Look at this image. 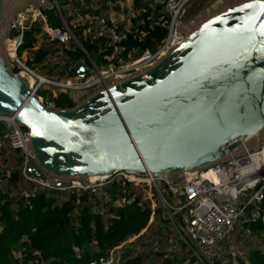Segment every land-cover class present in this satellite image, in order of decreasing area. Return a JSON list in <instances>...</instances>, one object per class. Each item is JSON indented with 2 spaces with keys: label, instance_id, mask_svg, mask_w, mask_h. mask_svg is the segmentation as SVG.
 Segmentation results:
<instances>
[{
  "label": "water",
  "instance_id": "95a60500",
  "mask_svg": "<svg viewBox=\"0 0 264 264\" xmlns=\"http://www.w3.org/2000/svg\"><path fill=\"white\" fill-rule=\"evenodd\" d=\"M28 6L52 0H0V116L26 131L27 176L55 188L123 170L174 180L264 144V0H193L179 45L67 108L46 106L34 78L13 71L5 39L20 34L12 25Z\"/></svg>",
  "mask_w": 264,
  "mask_h": 264
},
{
  "label": "built area",
  "instance_id": "2783aa9c",
  "mask_svg": "<svg viewBox=\"0 0 264 264\" xmlns=\"http://www.w3.org/2000/svg\"><path fill=\"white\" fill-rule=\"evenodd\" d=\"M67 1L70 0H52L50 9L55 10L61 22L60 27H53L48 23L43 12L45 8L33 10L29 6L26 7L12 25L20 29V34L9 38L13 44V55L10 58L12 67L18 69L16 73L24 71L34 78L30 85L35 94L43 85H49L55 88L51 90L54 97L61 91L67 93L75 102L85 92L108 79L148 68L170 48L179 45L184 38L176 31V26L180 25L183 13L193 0H143L138 5H134L133 0H105L106 9L93 15L88 13L81 15L82 10L88 7L85 0H81L83 5L80 7H74L70 2L64 4ZM97 3L91 6L92 10L99 9L100 5ZM157 6L161 7L158 11ZM65 9L68 10L67 15H73V19L69 20L63 13ZM156 11L159 15L155 22H152L151 16L155 15ZM149 12L148 20H144L143 15L147 16ZM146 21L150 22L147 26ZM86 22L90 24L86 31L90 32L93 29L95 37H103L104 46L111 48L110 54H104L98 60H94L84 49L81 40L72 31V26L84 25ZM34 23L40 26L41 33L46 34L49 40L65 45L74 42L83 51L88 63L84 60L78 63L82 64L87 72L84 81L73 74L62 76L64 80L61 81L46 78L35 72L37 67L33 63L32 55L27 51L26 56L18 54L24 43L25 30L30 29ZM154 25L163 30V37L159 41L152 38L154 41L152 48H141L150 29L154 30ZM130 36L136 39L139 45H132L126 51L124 43ZM46 60L47 58L42 62L43 65H46ZM37 97L46 106L57 108L54 100H45L42 95ZM0 122L7 130L4 138L8 147L18 149L23 157V177L33 183L35 188L88 195L103 191L105 195L103 197L108 201L110 197L106 196V188L115 186L123 193V196L116 200L122 199L123 202L126 201V190L133 189L135 192L141 190L143 195L140 196V204L150 207L151 217L158 206L162 217L169 222L172 231L183 245L185 256L192 264H216L223 242L231 237L236 224L245 215L247 207L257 204L264 198L262 175L264 170L259 165L255 168L251 166V156L263 151L264 144L257 152L232 157L224 163L200 172L185 174L174 180H169L164 174L123 170L109 176L87 178L83 181L74 180L66 187L55 188L46 181L27 176L29 153L26 131L15 116L1 115ZM210 170L216 174L217 180H213L207 174ZM111 261L112 258L109 257L102 260L101 264H109Z\"/></svg>",
  "mask_w": 264,
  "mask_h": 264
},
{
  "label": "trees",
  "instance_id": "16d2710c",
  "mask_svg": "<svg viewBox=\"0 0 264 264\" xmlns=\"http://www.w3.org/2000/svg\"><path fill=\"white\" fill-rule=\"evenodd\" d=\"M104 1L85 0L88 7L82 10L81 15L85 13L93 15L105 10ZM68 2L74 7L83 5L81 0H70L64 4ZM142 2L143 0H133L134 5ZM95 3L100 5L96 11L91 7ZM160 8L157 6L156 10ZM54 11L43 10L48 23L53 27H60L61 22ZM157 11L151 16L152 22H155L159 15ZM67 12V9L63 11L66 15ZM149 15L150 12L147 16L143 15L144 20H148ZM67 18L71 20L73 15H67ZM149 23L146 21L145 25ZM89 25L86 22L84 25L72 26V31L79 37L84 49L92 58L98 60L104 54H110L111 48L104 46L103 37H95L93 29L90 32L86 31ZM154 26V30L150 29L141 48H152L154 45L152 38L159 41L163 37V30L157 25ZM124 45L127 51L132 45L139 44L130 36ZM23 51L34 57L35 65L42 66H44L42 62L49 55L61 53V56L66 58V63L53 73L57 78L71 76L75 62L84 60L88 63L85 54L74 42L65 45L49 40L46 34L41 33L37 23L25 30L24 43L18 54ZM13 71L16 73L18 69L13 68ZM36 94L42 95L45 100H54L56 107L67 108L74 105V101L65 92L58 91L54 97L49 90L41 89ZM6 131V127L0 122V139L4 137ZM7 153L12 160V166L8 173L6 170H0V264H101V261L108 259L117 247L127 244L130 238L138 236L135 239L137 242L144 234L141 232L149 227L151 209L140 204L141 197L133 189L126 190L124 203L114 204L123 193L115 186H108L106 196L110 197V200L103 202L102 205L107 207L106 212L109 215L104 216L101 212H95L91 202L89 203L88 199L94 195L73 192L65 196L63 192L53 189H36L33 183L23 177V157L20 151L9 148ZM4 180L8 185L6 187L2 186ZM19 187L25 189V192L11 195ZM94 199L98 201L96 196ZM245 230L257 236V241L251 242L244 238L242 234ZM232 236L239 237L236 243L241 250L234 254L233 259L230 258L226 262L220 254L216 264H264V198L257 204L247 207ZM230 238L223 242L222 248L228 249L229 242L232 241ZM246 243L248 244L245 245ZM131 252L127 251L126 255H122L125 261L123 264H192V261L179 251L170 252L169 255L151 252L130 258Z\"/></svg>",
  "mask_w": 264,
  "mask_h": 264
},
{
  "label": "rangeland",
  "instance_id": "374dc122",
  "mask_svg": "<svg viewBox=\"0 0 264 264\" xmlns=\"http://www.w3.org/2000/svg\"><path fill=\"white\" fill-rule=\"evenodd\" d=\"M67 45V44H66ZM22 56H26V51L22 52ZM65 57L63 58L61 56V53L59 54H55V55H49L47 57L46 60V65L42 66L37 64L36 65V70L35 72L37 74H40L46 78H49L51 80H64V77H60L57 78L55 76L56 71L60 70V68L64 65L65 62ZM78 62H75L73 67L75 65H78ZM61 66V67H60ZM60 67V68H59ZM42 89H47L50 92H52L51 90H55L54 87L49 86V85H43ZM9 147L7 145V142L5 140V138H1L0 139V170H6V172L8 173L9 169L12 166V160L9 159L8 157V151ZM4 150V151H2ZM264 175V174H262ZM2 186L6 187L8 186L7 183L4 181H2ZM37 189V188H36ZM28 191V190H26ZM25 192V189H21V187H19L17 190L13 191L11 195H20V193ZM138 195L142 196L143 195V191L139 190L136 191ZM65 196L68 195V193H64ZM94 196H96L97 198V202L94 199ZM93 196V198L88 199L89 203L91 202L93 209L95 212H101L103 213L104 216H107L108 212H106L107 207L105 205H102L103 202L105 203V201H107V199L105 200V198L103 196L104 192H98L97 194H95ZM64 197V196H63ZM100 198V199H99ZM124 203L122 201V199H118L116 201H114V204H121ZM109 215V214H108ZM111 215V213H110ZM149 227L146 229H144L141 233L144 232L143 236L136 242V238L138 236H134L132 238H130L127 241V244L123 245L122 247L119 246L115 249V252L112 251V253L110 254L112 261L109 264H123L125 263L124 258H123V254L126 255L127 251H132L130 253V258L135 257V256H141L143 254H147V253H151V252H163L165 255H169L170 252H174V251H179L182 254H184L183 251V245L181 244V242L178 240V237L175 235V233L172 231L169 222L162 217V214L160 213V209L155 208V214L153 215V217L150 218L149 221ZM241 228V227H239ZM1 229V228H0ZM242 236L244 238H246L247 240H250L251 242H256L257 241V236H254L252 232L250 231H243ZM239 237L237 238L236 236H232L230 238L229 245H228V249H224L222 248L221 250V258L223 259V261H228L230 258L233 259L234 254H237L241 249L238 247L239 244L236 243L239 240ZM246 240V242H248ZM134 243H130L133 242ZM248 243H246L245 245H247ZM226 248V247H225ZM229 255L231 257H229ZM188 259V257H187ZM144 264H148V263H144Z\"/></svg>",
  "mask_w": 264,
  "mask_h": 264
},
{
  "label": "bare ground",
  "instance_id": "6f19581e",
  "mask_svg": "<svg viewBox=\"0 0 264 264\" xmlns=\"http://www.w3.org/2000/svg\"><path fill=\"white\" fill-rule=\"evenodd\" d=\"M5 41H6V51L9 56H12L13 55V44L9 39H5ZM32 83L33 81L30 84ZM251 160H252V163H251L252 167L255 168L259 165V167H262V170H264V147H263V151L254 153V155L251 156ZM207 174L213 180H217V176L212 170L208 171ZM95 177H99V176H95ZM89 178H94V177H89Z\"/></svg>",
  "mask_w": 264,
  "mask_h": 264
}]
</instances>
